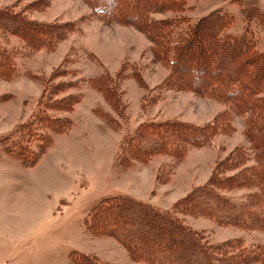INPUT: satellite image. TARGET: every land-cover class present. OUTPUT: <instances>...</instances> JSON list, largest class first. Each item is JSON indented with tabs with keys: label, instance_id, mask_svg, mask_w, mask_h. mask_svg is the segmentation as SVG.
Returning a JSON list of instances; mask_svg holds the SVG:
<instances>
[{
	"label": "rangeland",
	"instance_id": "rangeland-1",
	"mask_svg": "<svg viewBox=\"0 0 264 264\" xmlns=\"http://www.w3.org/2000/svg\"><path fill=\"white\" fill-rule=\"evenodd\" d=\"M85 1L0 0V9L68 31L64 40L37 50L0 32V47L12 53L17 71L9 80L0 78V264H73L75 256L146 264L137 257L144 254H132L89 227L95 207L116 197L177 216L215 256L250 255L244 264H264V225L252 221L259 188L255 175L245 173L264 122L248 131L250 107L234 109L243 97L264 98V63L251 60L264 59V0H187V21L224 15L230 39H250L252 48L228 52L229 74L226 65L211 63L222 50L209 49L203 39L169 64L162 45L175 32L167 33L174 7L147 14L149 29L161 33H152L151 40L138 30L140 15L133 13L128 23L102 21ZM118 5L124 19L130 2ZM233 74L249 84L233 83ZM103 76L111 88L98 87ZM226 83L238 90L219 97ZM105 89L114 90L116 105L107 102ZM165 121L205 129L209 141L177 145L173 153L165 148L147 159L130 157L126 143L137 129ZM208 182L220 198L244 206L242 225L182 206L192 189Z\"/></svg>",
	"mask_w": 264,
	"mask_h": 264
},
{
	"label": "trees",
	"instance_id": "trees-1",
	"mask_svg": "<svg viewBox=\"0 0 264 264\" xmlns=\"http://www.w3.org/2000/svg\"><path fill=\"white\" fill-rule=\"evenodd\" d=\"M118 1L119 0H87L85 2L94 15H100L99 17H102L100 18L102 21H121L123 23H128V18H130L133 13L140 15L139 17H142L143 20L139 22L141 26L138 24L139 29L138 27L137 29L145 33L151 40H154L151 34L159 33V30L158 28L153 30L152 26L151 29H149L150 23L146 20L147 14H150L152 11L157 12L162 9L165 10L167 7L170 9L174 7L176 10L174 16L175 22L171 25V29L167 30V33L172 31L175 32H173L172 35L168 34L166 37L167 44L162 45V50L164 54L168 55L169 64L171 63V65L180 61L181 51L186 50L188 45L196 43L198 39H203V44L208 48L215 47V49H218H216V52L222 50L220 54L216 55V53H214V59L211 58V63L216 61L215 66H221V64L224 66L226 65L224 69L225 72L229 74L230 71L228 67L230 64V56L227 55L228 52L233 49V47H237L238 49L252 48L250 39L246 40L244 36L234 38L238 43L230 39L229 35L226 33L230 25V20L224 15L218 16L211 14L209 17L204 19L201 18L194 23L187 21L185 19L186 17L182 16L186 8L187 0H140L141 3H139L138 6L137 0H128V2H130V8L127 14L125 13L124 19L121 17ZM112 9H114L113 12H111ZM136 23L138 22H133L135 25ZM0 32L2 34L6 33L17 37L22 41V47L30 50H37L42 46H54L59 41L64 40L66 33H68L64 26L31 21L24 15L22 16L20 13L14 14L5 8L0 9ZM153 43V47L156 46V43ZM198 43L197 41V44ZM215 49H213V51ZM11 54L6 53L5 49L0 47L1 79L9 80L17 73L12 62ZM251 58V60L256 62L259 61L262 64L264 63L263 58ZM217 76L219 78V75ZM229 79L233 81V83L236 81L240 86L249 84L245 83V81L242 83L241 79H236L235 74L229 76ZM106 84H108V88L112 87L109 83V79H106L105 76L98 80L99 88H102V85L107 86ZM225 90H228L227 93H235L238 89L232 87L230 83H226L219 88L217 95L223 97L220 95V92ZM113 92V89L111 91L105 89L103 93L111 106L117 104L116 95L113 94ZM250 93H248V95ZM243 96H245V94H240L238 98ZM243 98L244 100L241 99L243 100L241 103L236 106L234 105V109L237 110L236 112H243L247 110V106L250 107L249 109L252 112L250 111L251 116L246 124L247 128H249L248 131H250L255 124L264 122V98ZM256 101H258V103L254 105ZM250 102H253V104L250 105ZM262 128V132L257 139H253L254 142L252 143L254 163L251 167L245 169V173L249 171L250 175H255V184L259 188V211L256 210V213L254 211V214H252V221L259 222L260 225H264V126H262ZM209 138V132L205 129L190 124L180 125L174 121H165L159 122V124L150 123L144 125L143 129L139 127L131 138V141L126 144L128 149L127 152L130 154V157L138 155L143 159H147L162 149L169 148L171 151L170 148L177 145L185 146L188 144L205 146ZM174 151L175 150L171 151V153ZM178 161L179 159H177V162ZM244 177L247 178L246 175ZM244 179L235 180L242 182ZM247 181L249 180L245 182ZM209 184L208 182L205 185L195 187L194 190L192 189L189 195L182 200L186 203L184 204L183 202L182 206L194 209L197 207L203 212L207 211L212 213L220 220L234 224L240 223L242 225V217L247 216L244 211V206L239 207L235 203H230L228 199L220 198L219 194L213 192L215 187ZM103 204L105 205L98 204V206L95 207V212L92 210V221L89 227L97 234L112 237L118 243L126 247L132 254H134V252L137 254H144L137 257L145 261L146 264H244L252 259L250 255L245 256L243 259H223V257L215 256L211 248L199 242L196 234H193L181 225L177 216L174 217L169 215L167 212H162L150 205L135 202L127 197L107 199L103 201ZM208 205L210 206L208 207ZM229 206L235 209V211L232 212ZM93 227H95V229ZM160 245L162 248L158 249ZM218 248L219 247H216V249ZM75 257L72 261L73 264H100L99 262L93 263L87 256L85 258L82 257V259L81 257L79 259Z\"/></svg>",
	"mask_w": 264,
	"mask_h": 264
}]
</instances>
